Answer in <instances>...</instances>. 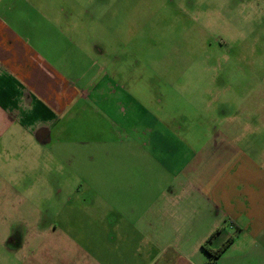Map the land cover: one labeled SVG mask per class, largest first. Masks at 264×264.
Segmentation results:
<instances>
[{
	"label": "crops",
	"instance_id": "0c3cea01",
	"mask_svg": "<svg viewBox=\"0 0 264 264\" xmlns=\"http://www.w3.org/2000/svg\"><path fill=\"white\" fill-rule=\"evenodd\" d=\"M92 1L0 0V264H264V160L135 98Z\"/></svg>",
	"mask_w": 264,
	"mask_h": 264
},
{
	"label": "rangeland",
	"instance_id": "374dc122",
	"mask_svg": "<svg viewBox=\"0 0 264 264\" xmlns=\"http://www.w3.org/2000/svg\"><path fill=\"white\" fill-rule=\"evenodd\" d=\"M97 1L85 20L92 41L135 98L183 114L198 150L217 140L264 160V0Z\"/></svg>",
	"mask_w": 264,
	"mask_h": 264
},
{
	"label": "trees",
	"instance_id": "16d2710c",
	"mask_svg": "<svg viewBox=\"0 0 264 264\" xmlns=\"http://www.w3.org/2000/svg\"><path fill=\"white\" fill-rule=\"evenodd\" d=\"M218 231L214 232L208 240L203 244L204 251L210 256V264H213L215 260L225 251V249L233 242L234 238H229L221 247L218 249H213L210 247V244L217 234Z\"/></svg>",
	"mask_w": 264,
	"mask_h": 264
}]
</instances>
